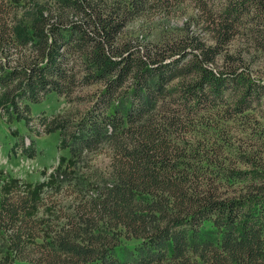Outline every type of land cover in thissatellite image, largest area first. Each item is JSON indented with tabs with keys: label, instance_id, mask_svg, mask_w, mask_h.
Segmentation results:
<instances>
[{
	"label": "trees",
	"instance_id": "1",
	"mask_svg": "<svg viewBox=\"0 0 264 264\" xmlns=\"http://www.w3.org/2000/svg\"><path fill=\"white\" fill-rule=\"evenodd\" d=\"M152 1L130 0L116 12L70 2L81 20H66L64 51L58 28L67 12L48 21L51 43L38 21L39 42L28 46L33 37L13 38L0 0V91L17 111L19 88L30 99L60 94L83 74L81 83L102 90L98 108L78 123L81 148L96 147L110 128L112 152L111 184L61 214L64 223L48 240L37 241L40 225L26 202L5 206L8 264H264V127L257 118L264 81L249 63L264 53V0H160L167 21L179 11L187 16L180 26L158 31L143 48L116 41L126 18ZM68 52L84 58L80 70L58 61ZM126 87L128 108L106 114ZM205 223L223 231L219 245L190 244ZM120 238L140 241L144 255L119 262L111 252Z\"/></svg>",
	"mask_w": 264,
	"mask_h": 264
},
{
	"label": "rangeland",
	"instance_id": "2",
	"mask_svg": "<svg viewBox=\"0 0 264 264\" xmlns=\"http://www.w3.org/2000/svg\"><path fill=\"white\" fill-rule=\"evenodd\" d=\"M74 1L6 0L9 20L15 33L13 38L19 41L24 33H28L33 38L27 45L38 44V34L34 32V28L41 21L38 26L44 25L48 43H51L54 38L48 29V21L53 22L59 14L65 15L67 12L65 20L63 18L60 22H64L63 26L58 28L62 42L57 43L66 51L70 45L69 28L64 26L66 20H81L68 6ZM88 2L101 10L106 8L107 12H116L117 8L130 6V0ZM160 4V0L148 2L143 13L126 18L125 26L116 41L143 48L158 31L168 27L175 28L185 21L187 16L180 11L167 21ZM185 9L187 13L190 11L189 7ZM18 47L19 50H24L22 43ZM13 58L11 60H15ZM2 59L6 62L8 60L4 57ZM39 59L44 61L42 57ZM62 59L58 58V61L62 64L73 63L76 70L84 65V58L77 52H68L64 57L65 61ZM249 63L252 74L264 81V53L254 54ZM7 65L14 66L15 62L10 61ZM82 76L83 74H78L72 85L60 94L48 90L30 99V94L19 88L16 92L19 98L15 99L17 111L11 104V98L0 91V212L12 200L26 202L29 218L40 225L41 231L38 234L41 238L38 242L48 240L62 226L64 221L61 214L71 212L75 205L85 200L97 199L100 189L112 182L108 177L112 152L107 145L111 129L101 136V142L96 147L81 148L80 139L84 133L78 132V123L85 113L98 108L97 101L102 90L98 83H81ZM130 92L126 87L125 91L116 95L107 106L106 114L110 115L117 108L127 109ZM23 93L24 96L29 95L28 98H23ZM25 106L26 111L23 112ZM257 118L264 127V111ZM243 170L250 171L246 168ZM222 233V230L211 223H205L196 235H189V242L194 244L209 241L219 245ZM111 254L119 262H132L144 255V249L138 240L120 238ZM12 259L9 233L0 229V264H8ZM13 264L23 263L15 261Z\"/></svg>",
	"mask_w": 264,
	"mask_h": 264
}]
</instances>
